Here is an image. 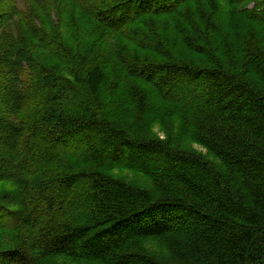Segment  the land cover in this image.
I'll return each instance as SVG.
<instances>
[{"label": "trees", "instance_id": "16d2710c", "mask_svg": "<svg viewBox=\"0 0 264 264\" xmlns=\"http://www.w3.org/2000/svg\"><path fill=\"white\" fill-rule=\"evenodd\" d=\"M0 264H264V0H0Z\"/></svg>", "mask_w": 264, "mask_h": 264}]
</instances>
